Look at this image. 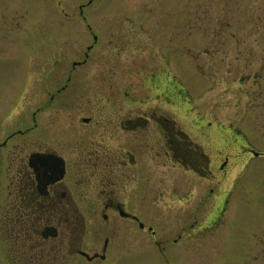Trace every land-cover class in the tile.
Returning <instances> with one entry per match:
<instances>
[{
  "label": "flooded vegetation",
  "instance_id": "flooded-vegetation-1",
  "mask_svg": "<svg viewBox=\"0 0 264 264\" xmlns=\"http://www.w3.org/2000/svg\"><path fill=\"white\" fill-rule=\"evenodd\" d=\"M79 9L62 13L66 35L86 27L92 43L61 58L31 60L30 125L16 117L13 128L0 138V175L8 179V195L0 193V233L7 257L13 264H120L152 242L167 263L169 256L180 254L187 231L205 219L208 203L200 199L197 204L188 184L184 193L182 186L164 192L150 187L149 161L180 167L184 183L197 176L211 182L225 172L231 157L221 151L211 155L208 144L200 141L209 142L225 128L213 129L214 123L191 105L190 96L178 90L180 59L151 58L147 50L135 53V44L148 43L138 30L129 26V31L128 24L119 22L110 42L129 56L115 58L108 49L99 51L106 38L99 30L102 13H83V5ZM110 18L119 19L113 14ZM118 81L130 83L119 88ZM71 108L84 114L72 126L76 139L62 138L67 125L55 126L54 118L45 124V135L56 132L60 137L35 136L44 124L39 120L43 112L62 115ZM91 129L94 134H89ZM240 148L250 150L247 145ZM35 154L44 162L31 164ZM157 193L160 199L153 201ZM223 208L217 215L211 212L210 220L216 222ZM161 213L168 227L160 231Z\"/></svg>",
  "mask_w": 264,
  "mask_h": 264
},
{
  "label": "rangeland",
  "instance_id": "rangeland-1",
  "mask_svg": "<svg viewBox=\"0 0 264 264\" xmlns=\"http://www.w3.org/2000/svg\"><path fill=\"white\" fill-rule=\"evenodd\" d=\"M82 5L83 13H102L99 30L106 38L97 44L99 51L108 49L115 58L129 56L110 42L119 22L128 24V30L129 26L133 32L138 30L148 43L135 44V53L147 50L151 58L180 59L178 90L185 96L189 93L191 105L214 123L213 129L216 125L225 128V133L212 134L209 142H200L208 144L213 156L221 151L231 157L225 172L211 182L197 176L184 183L180 167L169 169L160 160L149 161L150 187L164 192L182 186L184 193L191 186L197 204L206 201L209 212L204 220L198 219L195 229L187 231L178 246L180 254L169 256L167 263L157 247L147 242L141 254L120 264H264V155L253 156L240 148L247 145L264 154V0H0V138L13 128L16 117L22 125H30L34 106L27 67L31 60L61 58L70 49L82 51L92 43L86 27L66 35L62 13H80ZM129 83L117 82L119 88ZM49 111L40 115L44 124L36 137H60L56 132L45 135V124L53 118L55 126L67 125L62 138L79 136L72 126L83 113L74 108L62 115ZM181 124L188 127L183 120ZM236 133L240 135L234 138ZM1 192L8 195V179L3 175ZM160 195L155 194L153 201ZM221 207L217 221H211L210 213L217 215ZM165 218L159 215L160 231L168 227ZM12 262L0 233V264Z\"/></svg>",
  "mask_w": 264,
  "mask_h": 264
},
{
  "label": "water",
  "instance_id": "water-1",
  "mask_svg": "<svg viewBox=\"0 0 264 264\" xmlns=\"http://www.w3.org/2000/svg\"><path fill=\"white\" fill-rule=\"evenodd\" d=\"M252 152L254 153L255 156H259L261 154V153L255 151V150H253ZM37 156H38V154H35V155L32 156L31 161H30L31 164L35 165L36 163H39V162L43 163L44 162V160H43L44 157H37ZM49 159L55 160V158H48V160ZM56 164L58 165V163H56ZM57 168L59 169L60 173H62L64 171L63 162L62 161H60V164H59V166H57ZM52 169L54 170V167ZM49 178H51V177H49Z\"/></svg>",
  "mask_w": 264,
  "mask_h": 264
}]
</instances>
